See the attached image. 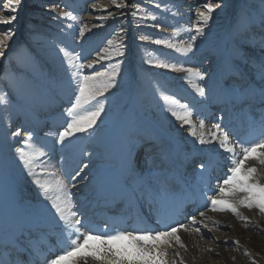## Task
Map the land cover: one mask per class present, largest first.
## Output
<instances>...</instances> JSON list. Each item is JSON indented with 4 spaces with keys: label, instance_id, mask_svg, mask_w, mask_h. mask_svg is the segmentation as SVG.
I'll return each instance as SVG.
<instances>
[{
    "label": "bare ground",
    "instance_id": "obj_1",
    "mask_svg": "<svg viewBox=\"0 0 264 264\" xmlns=\"http://www.w3.org/2000/svg\"><path fill=\"white\" fill-rule=\"evenodd\" d=\"M165 2H161V6L155 7V11L149 12L148 16L143 18L146 26L140 35V39L144 37L140 44L142 48H139L137 55L130 53L128 57L132 64V72H130L132 76L128 77L135 98L134 107L146 119L145 124L140 121L139 123L150 130L151 137L154 139L165 135L171 142L174 140L176 142V140L179 141L180 133L174 126V121L179 122L180 128L187 130L184 138L190 146L187 153L189 158H197L201 154L210 159L214 156L215 161L213 160L207 167L204 166V169L198 173L199 179L196 181L186 179L182 182L181 177H184L180 173L181 169L176 170L174 175L179 185L174 192H171L167 190L166 180L159 179L152 183L148 178L144 181L140 180L138 173L135 175L136 179L128 173L130 169L134 170L132 157L135 153L129 145L133 143L132 140H138L141 135L131 139L127 124L116 131H101L100 123L97 121L88 132L73 133L60 142L58 133L63 132L68 123H71L72 116L69 112L78 95V85L82 77L81 50L74 45L75 31L81 22L80 19L83 17L90 19L93 17L91 12L93 13V10L97 8L100 11L107 9L103 18L113 20L115 18L109 13H115L117 9L111 0L101 4L92 2L90 5L81 2L79 6H75V15L72 16H63L55 6L47 8L43 11L45 19L39 27V32L28 35L29 39L26 37L25 40L42 42V46L37 45L36 49L38 54L45 55L48 59L36 60L30 51L22 50L19 56L25 68L23 72L21 71L22 73L19 71L11 75L6 88L12 97L3 95L0 99V118H2L0 126V256L6 259L7 264H21L27 255L37 257L39 254L38 257L50 259L48 251L53 255H58L60 250L63 251L71 231L59 220L52 207L53 203H59L61 207L66 208V211L71 208L72 213L77 211L85 226V229L78 226L81 233L114 230L152 231L181 223L189 225L188 232L181 230L179 233L186 248H180L173 243L172 248L166 249L168 264H172L173 259L176 264H218L219 262L215 259L214 262L205 259L207 256L212 257L209 256L212 255L209 249L218 244H226L225 242L230 241V238L216 233L214 237L209 238L213 233L211 229L215 225L231 226L235 234L249 227L264 229V214L255 208L247 211L246 208L238 206L245 214L246 221L253 223H247L246 226L245 223L240 224L237 222L239 220L234 222L229 217H213L209 212L201 217L196 216L197 223L193 225L192 215L186 214L183 210V207L190 202H195L197 209L210 204L207 199L208 192L202 189V185L206 184L204 176L212 169L219 172V177L211 180V182L214 181V190L219 184L215 182L223 179L227 173L231 154L224 152L219 142L212 138L215 132L212 129L213 124L219 123L222 129L229 133L231 142L248 145L264 139V4L261 5L262 11L248 9L250 17L247 16L248 18L238 27L229 30L227 38L224 37L225 40L219 49L203 51L195 47L196 40H192L191 36L192 31L199 24V13L204 10L203 3H200V0ZM209 2L213 4L219 2L221 5L219 0H209ZM200 4L202 5L199 6ZM1 8L7 9L8 5L5 4ZM220 8L221 6L215 10ZM7 12L0 11V16H7ZM59 17L73 21L66 25L64 32L55 31L60 35L61 40L67 41V44L61 40L55 42L50 36L56 28ZM247 20L250 21L247 22ZM0 25L6 30L9 29L7 27L10 24ZM0 29L3 28L0 27ZM157 39L165 43L157 45L155 43ZM16 40L14 36L8 42L9 48L6 54L16 45ZM189 43L192 44V50L184 52L183 49ZM132 49L131 52H135V46H132ZM2 59L0 58V63ZM162 65H169V67ZM172 65L176 66L175 70L171 67ZM47 67L52 69L49 70ZM187 69L200 71L205 79H199ZM30 72H33V75H30ZM197 88H204L205 95L200 96ZM105 100L103 98L97 100L99 103L92 102L88 107L94 110L102 104L108 111L117 108L116 105L107 107ZM225 105L228 107L226 114L218 116V111ZM172 111L180 115L189 113L190 124L177 120L172 116ZM16 114L23 115L32 124L30 130L19 136H13L8 125ZM201 121L204 124L203 128L200 127ZM131 129L137 128L135 126ZM27 134H31V140H28ZM201 137L204 140L203 144L200 143ZM143 142L144 140L141 141ZM115 145L119 150L118 155L115 158L112 157L111 161H113L107 165L106 170L97 175V190L92 197L73 194L74 198L71 199L72 186L68 185L66 180L70 179L65 176L64 179L56 177V181L34 182L39 180L35 176L37 173L43 172L49 176L50 171L48 172L47 166L51 164L54 165L51 167L55 170L58 165L64 163V172L67 175L76 174L83 161L88 158L90 146H98L105 150ZM181 147L175 144L176 154ZM18 149L23 153V159ZM66 149L74 150L78 157L68 156L64 157L65 162L57 161L58 153L62 154ZM236 152L239 154L240 149L237 148ZM186 161H189L188 158ZM99 164L106 166V163L99 162ZM247 165L258 168L260 182L264 183V165H259L258 161H248ZM89 169L90 166L85 167L82 173L79 172L77 178H82ZM30 185H34L35 200L46 201L47 199L48 202V198L53 197L51 199L53 201L50 204L44 202L38 207L23 201L21 195L19 196L20 193L17 194L16 186L23 189ZM146 185L162 189L161 195L156 199L159 202L158 206L151 202L147 206L142 200L141 190ZM86 187L88 188L89 185ZM49 193H52V196L47 197ZM20 200L23 203H20ZM74 200L79 204V208L78 206L75 208L72 204L71 201ZM119 206L122 212H116ZM155 208L156 218L150 217L148 210ZM52 226L57 229L45 235L43 232ZM197 227L200 228L199 232L192 230ZM49 236L57 242L60 250L55 249V244L50 243ZM234 239L244 247L250 248L255 259L264 264V254L260 248L247 246L245 241L238 239L237 236ZM31 244L33 250H31ZM221 245L219 246L221 256L227 257L228 264H232ZM173 251L179 255L174 257ZM199 260L203 261L200 263ZM28 264L31 262L29 261ZM89 264L93 262L89 260Z\"/></svg>",
    "mask_w": 264,
    "mask_h": 264
},
{
    "label": "rangeland",
    "instance_id": "obj_2",
    "mask_svg": "<svg viewBox=\"0 0 264 264\" xmlns=\"http://www.w3.org/2000/svg\"><path fill=\"white\" fill-rule=\"evenodd\" d=\"M103 1L107 2L108 0H23V3L18 7V11L16 13L18 17L17 21L14 22L13 24H10L9 27H7L9 29L12 28L15 29L16 32L15 37L17 39L16 40L17 42L16 45L13 48H11V50L6 54V58H3L0 63V99L3 98V95L5 96L7 95L10 98L12 97L10 95V91H7L6 88L9 85V78L11 77V75L13 73H19V71L20 73H22L23 68H25L24 64L22 63V58H20L19 56L22 50L26 49L28 52L30 51V54L36 60L47 58L45 55L38 54V51L36 49L37 45L42 46L43 44L42 42L38 43V41H34V40L32 41L25 40L26 37L29 39L28 35L35 32H39L40 30L39 27L42 25L45 19L44 18L45 16L43 14V11L45 9L55 6L58 8V10L61 12L63 16H69V15L72 16L75 15V9H76L75 6H79L81 2L90 5L92 2L101 4L104 3ZM163 1L169 2L170 0H162V1L161 0L160 1L159 0H128L129 3L135 4L138 7L121 9L120 11L129 13V15L116 16L115 19L113 20L109 18H103L106 15V12L100 11L99 9L96 8L94 9L95 11L93 10V13L91 12V15L93 17H90V19L84 17L80 19L81 22L75 31L76 36H75L74 45L77 47V49L81 50V61L83 65L82 76L94 75L96 70L105 72L106 73L105 76L97 78V85L102 87L108 81L109 74L113 72L116 73L113 86L110 89H108L106 92H104L103 95L97 96L96 101L105 98L106 99L105 102H107V107L116 105L117 108L110 111L103 108L101 115L98 117L97 121L100 123L99 129L101 131H106V130L116 131L119 127L127 124L126 127H128V135L131 137V139L135 138L137 135L139 137V134L141 135L138 138V140L137 139L132 140L133 143H130L129 145L130 149H132V151L135 152L132 157L134 170L132 171L130 169L128 172L130 176L134 177L136 173H138L140 180L144 181L145 178H148V180L152 183L153 181L159 179L166 180V185L168 186L167 190L174 192L176 187L179 185V183L177 182L178 181L177 177H175L174 175L176 170L181 169L180 173H182L184 177V178L181 177L182 182H185L186 179L194 180V178L197 177L195 179L196 181L197 179H199L198 173H200L204 169V166L207 167V165L211 163L213 160L215 161V159H213L214 156H212L211 157L212 159H210L209 157L208 158L206 156L204 157L201 154L199 155L201 157L200 159L198 158L199 156L197 158L196 157L189 158L187 153L189 152L190 146L188 141L184 138V136L187 135L186 133L187 130L185 128H180L181 123L179 122L174 121V126H176L178 133H180L179 141L176 140V142L175 140L171 142L170 139L165 135H162L161 137L154 139L153 137H151L152 134L150 133V130H148L144 126L142 127L141 124L139 123L140 121L141 123L145 124L146 119L134 107L135 98L133 92L131 91L130 81L128 77L129 75L132 76V73H130L132 72V64H131V59L128 57L130 53L131 55H133L134 53L138 54V50L140 51V49L142 48V46L140 45L142 43L140 39V35L142 34L143 28L146 26L145 25L146 22H143L145 21L143 20V18H146L149 12L155 11V7L161 6L162 5L161 2ZM202 1L204 0H200V3H203ZM219 1L221 2L222 9L220 8L219 10H215L211 14V18L209 19L207 25H203L201 19L199 18L198 19L199 24H197L194 31H192L193 34H191V36L192 37L193 35L195 36V40H196L195 47L197 49L203 51L204 50L207 51L210 49L211 50L219 49V47H221L220 45H222L225 38H227L229 30L231 28L238 27L241 22H243L246 18L250 17L248 9L262 11L261 5L264 4V0H219ZM117 2H120V0H117ZM207 3H211V2L207 0L205 3H203V5L202 4L199 5V6L201 5L203 6L204 12H207V8L204 6ZM5 4L6 3L4 2V0H0V8ZM149 7L152 10L150 9L148 10ZM133 11L135 12V17L130 15V13ZM10 14H11L10 12H7L6 15H10ZM248 21L250 20H247V22ZM56 22H57L56 28H54V30L51 32L52 35L50 34V36L53 38L52 39L53 41L58 42L59 40H61V37L55 31L64 32L67 27L66 25L73 23V21H71V19L59 17V20ZM198 26L202 28V33L200 35H196L195 33L196 28ZM0 27L4 29L2 25H0ZM109 41H111V43H109ZM63 43L67 44V41L64 40ZM132 46H135V52L133 53L131 52L133 51ZM118 52H123L124 55H117ZM90 63L94 64L93 68H88V64ZM206 63L207 61L205 62V64ZM117 64H119L120 66L119 69L116 68ZM46 66H48L47 63ZM47 69L51 70L52 68L47 67ZM30 75H33V72H30ZM227 110L228 107L226 105L222 106V109L218 111V116H222L226 114ZM45 116H47V114H45ZM12 120L13 121L11 123H8V125H10V130L12 133L20 131L21 134H24L27 130H30L32 128L30 127V125L32 126V124L29 123L28 119L24 118L23 115L19 116V114H16L13 116ZM1 121L2 118H0V126L2 124ZM135 126L137 129L132 130L131 128ZM64 130L65 129H63V131ZM85 138L86 136L84 137V139ZM142 140H144L143 143H141ZM174 143L175 144L177 143L178 145L182 146L178 154L175 153ZM90 147H91L89 154L90 156L88 155V158L83 161L79 169V172L80 173L83 172L85 165L90 166V169L89 172L83 174L82 178L80 177L77 178L78 175H76L75 173L71 174L70 176L67 175L64 172L65 165L63 163V165H58V167H56L55 170L52 169L54 165L51 164L52 167L51 165H48L49 166V168L47 166L48 172L50 171L49 176L48 174L43 172L40 174L37 173L35 174V176L36 179L39 180H34V182L38 183L39 181L42 182L44 180L56 181V177H58L59 179L60 178L64 179L65 176L67 179H70V180H66L68 185L72 186L70 190V194L72 193L71 199L74 198L73 194L87 195L88 197L90 196L92 197L93 193H95L97 190L96 180L98 176L101 173H103L104 172L103 170H106L107 165L113 161V160L111 161L112 157L115 158L118 155V149L116 145L113 147L109 146L105 148V150H102L98 146H94V147L90 146ZM76 153L77 152H75L74 150L71 151L66 149L64 153L62 154L61 152L58 153L59 155L57 161L65 162L64 159L68 156L78 157V154ZM187 158L189 161H186ZM99 162L106 163V166L103 165L100 166ZM201 164L204 165L203 169L201 167ZM74 176L75 179H73ZM213 178H218L215 169L214 170L212 169L210 173L204 176V179L206 180L207 184H204L205 186L204 185L202 186L203 190L212 191L213 185H210V183ZM207 181H209L210 183ZM221 181L222 179L217 180V182L215 183H220ZM87 185H89L88 188L86 187ZM16 187L18 188V189L16 188L18 190L17 194L20 193L19 196L21 195L22 200L27 201L29 204L33 205V207L34 206L38 207L40 205H43L44 202L50 204L51 201H53L51 200L53 199V197L48 198V202L47 199L46 201L43 199H40L41 201L37 199L35 200L34 198L35 193L33 190L34 185H30L23 189L19 188L18 186ZM141 191H142V199L143 201L146 202L148 201L147 200L148 197H151L152 194L157 198L161 194V189L159 187L157 188L148 187L147 185ZM207 194L211 195L210 192H208ZM50 196H52V193H49L47 197ZM23 201L20 200V203H23ZM71 202L75 206V208H77V206L79 208V204L76 203L77 202L76 200ZM186 209H188L189 212H191L193 215L196 216H200V212H204V214H207V212H209L212 213L211 215L213 217H217V218L220 216L227 218L229 217V219L231 218L234 222L235 220L236 221L239 220L237 222H239L240 224L245 223L244 224L245 226L247 225V223L253 224L251 222L246 221V219H241V218L239 219L237 216L233 215L231 212L228 211L213 212L210 210V207L208 208L207 211L202 207H200L199 211L195 212L196 209L192 204H188L186 206ZM72 211H73L72 208L67 210L69 214L74 213L76 215L73 217L74 219H80L77 211L76 212L74 211L73 213ZM247 211L249 210L247 209ZM238 212L240 214V217L244 216L245 218V214L242 212V210H240V208H238ZM150 213L151 215L153 214L152 211ZM54 229L55 227H51L50 230L44 231L43 233H45L46 235L47 233L51 232ZM211 230L213 231V233L209 238L214 237L216 233L218 235L222 234L225 237L230 238L229 239L230 241H228L224 245L218 244L215 245L213 248L209 249L210 253L212 254L209 256H212L213 258L207 256L205 258L206 260H208L209 262H214L216 260L220 264H228L227 257H222L220 254L219 246L221 245L226 250V255L228 256L232 264H253V261L255 262V264H261L255 259L254 255L251 253L252 250L250 248L248 249V247H244V245L239 244V241L235 240L234 238H236L237 236L238 239L244 240L246 245L249 247L253 248L256 246L260 248L261 252L264 254V229L249 227L247 229L244 228L243 231H241L242 234L241 232L239 234H235L231 226L222 227L219 225H215L212 227ZM48 239L52 241L51 236H49ZM234 241H238V243H234ZM202 261L203 260H199L200 263Z\"/></svg>",
    "mask_w": 264,
    "mask_h": 264
},
{
    "label": "snow or ice",
    "instance_id": "obj_3",
    "mask_svg": "<svg viewBox=\"0 0 264 264\" xmlns=\"http://www.w3.org/2000/svg\"><path fill=\"white\" fill-rule=\"evenodd\" d=\"M9 6L7 9L0 8V11H8L11 14L7 16H0V24L8 25L17 21L16 15L18 7L23 3V0H4ZM111 3L117 9L115 13H109L110 16H126L129 13L120 11L125 8H136L135 4L129 3L128 0H111ZM221 5L219 2L207 3L205 7L207 12L201 11L199 13L203 25H207L211 14L216 8ZM107 11V9H105ZM130 15L135 17V12ZM202 33V28H196V35ZM16 35L15 29H0V58H6V50L9 48V41ZM144 39V37H141ZM195 40V36L192 37ZM111 43V41H109ZM157 45L165 43L162 40H155ZM192 44L189 43L184 52H190ZM117 55H124L123 52H118ZM169 67V65H162ZM83 67V65H81ZM94 64H88V68H93ZM119 64L116 68L119 69ZM174 70L175 65L171 66ZM192 75L199 79H205L203 73L198 70L187 69ZM106 73L96 70L94 75H83L80 78L78 85V95L75 98V103L69 112L72 116L71 123H68L67 128L63 132L58 133V139L63 142L67 137L73 133L88 132L96 124L98 117L101 115L103 105L95 107L93 110L89 108L93 101H96L97 96L103 95L108 89L113 86L116 73L109 74L108 81L102 86L97 85V78L105 76ZM200 96L205 95L204 88H197ZM97 103H99L97 101ZM172 116L185 124H190V114H178L172 111ZM200 127L203 128L204 124L201 121ZM213 132L212 138L219 142V146L224 152L231 154L228 164L227 173L217 187L212 191V194L207 197L210 202L206 207H210L213 212H231L233 215L240 217L238 206L246 209H257L261 214H264V183L260 182L258 168L254 165H247L248 161H258L259 165H264V139H260L253 144L245 145L241 142H231L230 135L222 129L219 123L212 125ZM217 133L219 135H217ZM20 131L12 133L13 136H19ZM195 135V133H193ZM28 140L32 139L31 134H27ZM200 143L203 144L204 140L201 137ZM239 148L240 152L237 154L236 149ZM18 152L20 150L18 149ZM23 159V153L20 152ZM27 164V160L24 161ZM87 167V165H85ZM203 168V165L201 164ZM31 175V171L29 170ZM79 175V171L76 173ZM75 179V176L73 177ZM243 193L241 197L238 194ZM52 207L58 215L59 220L63 222L65 227L71 231L66 247L61 254L55 255L47 264H89V260L93 264H168L166 259L168 252L167 248H172L173 243L179 245L180 248H186L180 236L181 230L188 232L189 225L177 224L173 226H164L162 230H144V231H120L114 230L111 232H93L87 231L81 233L78 226H82L81 219H74L75 214H69L65 207H61L59 203H53ZM200 216H204V212H200ZM191 223L195 225L197 219L195 216L191 217ZM193 231L199 232L200 228H193ZM227 243V242H225ZM238 243V241H234ZM165 250H161V249ZM179 254L173 251V256ZM172 264H176L173 259ZM253 264L255 262L253 261Z\"/></svg>",
    "mask_w": 264,
    "mask_h": 264
}]
</instances>
